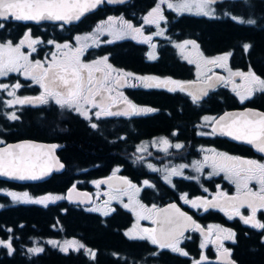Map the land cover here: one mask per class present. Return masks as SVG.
<instances>
[{"label": "flooded vegetation", "instance_id": "1", "mask_svg": "<svg viewBox=\"0 0 264 264\" xmlns=\"http://www.w3.org/2000/svg\"><path fill=\"white\" fill-rule=\"evenodd\" d=\"M132 1L133 0H129L125 3ZM138 2H140V0H136V3ZM170 2L177 3V0H170ZM157 3H159V0H151L150 4L145 6L144 9L140 12H135L134 10L128 11L123 4L114 5L115 8L112 14L104 16L103 19L97 22L86 21L88 23L84 25L82 28H79L80 26L71 28V25L62 26V24H54L48 22H43L39 24H32V23L24 24V23L12 21L11 19L0 20V24L3 25V27H0V30H2V33L4 34V40L2 41H4V43H6L7 41H12L13 45H15L19 43V41L24 37V33L30 30L32 39L38 38L40 42L34 45L35 51L29 49L27 44L21 47V51L24 52L26 55H28L31 61L35 62L36 60H40L45 63V66H47V63L52 60L53 52H56L57 55L60 56L62 52L67 51V49H63V51L60 52L59 49H57L56 45H63L65 43H69L72 45L73 48L78 47L79 44L75 39L76 36L83 37L88 33H92L93 30L101 21H106L110 16L117 18L113 22L112 27H114L118 32V34L121 35L119 18L122 17L124 20L130 21L134 27L141 28L142 26L141 33L128 32L127 36L124 38H119V39L114 38L106 41L97 40L95 44L91 39H89L85 41L88 44V47L84 49L83 55L80 56V60L84 63H91L93 60H97L101 57L107 56L108 57L107 63L110 64L113 69H118V70H123L124 72L133 73L134 77L156 76L161 79L172 78L173 80L181 81L167 73H164V71H169V68L166 66L162 69L158 67L156 71L151 72L142 68L138 70L130 69L125 65H123L120 60V55H119L120 51L118 49L119 47L118 43L122 41H126L129 42L130 44H134V45L139 44L145 47V51H144L145 61L148 62L156 61L159 57V48L161 46L160 44L168 40L170 41V40L183 39V38L175 37L172 34H169L168 27L172 24H174L176 27H179L177 21L179 17H181L182 15H197V16L199 15L196 13L195 9H193L192 12L185 11V12L177 13L175 10L169 9L166 3H162L160 7H161V12L164 16V20L159 22V26H157V24L156 25L145 24L143 17L147 15L148 12L153 7H155ZM211 8L214 11V14L212 13V15H210L209 17L225 16L226 19L241 25L242 28L245 29L244 32L245 39L244 41L242 40L241 42L242 46L244 44H248L252 46L250 34L253 31L264 32V0H219L215 4H213ZM232 16H236L244 21L254 20L255 23L254 24H248L246 22L240 23L237 20H233ZM12 28L15 29L20 28L22 30L10 38L8 36V30ZM57 30H59V33H57ZM160 30H164L166 35L162 37L156 36L155 38H153V42L155 41V46H156L155 54H154L155 59H149V55L146 53L147 46L145 42L142 39H139L138 37H142V34H146L147 36H149L152 32L157 33ZM50 40L53 41L54 43L49 44L48 41ZM110 43L118 44L116 46L117 61L115 59H111V57L107 53H105L103 49L102 50L99 49L103 45ZM244 52L246 53L245 49ZM225 53H231V55L228 57L226 62V66L228 67V70L230 69L232 72L239 71V72L247 73L251 68V70L257 76L264 79V68L261 70V72H256L253 69V67L249 64H247L244 67L234 66L232 64V57L234 54L233 51L228 50L225 51ZM239 59L240 58H238L237 60ZM241 59H243L246 62H249L251 60V56H249L248 54H244V57H242ZM207 66L209 67V70L207 71L206 77L202 78L201 80H206L211 74L217 72H219L224 78V81H222L220 85H218L217 87L211 89L208 92V94L212 91L223 89L225 90L229 99L232 102L220 105L223 107H221V111L219 112L204 113L200 116L197 115L198 105L200 101L198 103H193L194 104L193 110L187 109L188 111H190L189 113L190 123L188 124V130L184 128L182 123L176 122L170 127L166 126L161 130L150 132L148 133L149 135L147 137H144L142 139H138V140L133 139L134 140L133 143L130 145V148L127 147V149L128 148L129 149L126 152L116 151L111 154L116 158H123L125 159V161L124 162L118 161L117 163H114L112 166H109L110 169L108 175L113 174L114 170L118 169V171H115V174H118L121 178H126L132 184L136 185V187L140 189L138 193H136L134 189H128L126 192L117 191L116 190L117 188L124 187L121 183H113V184L111 183L109 185L102 183L99 186L89 184L90 180L99 181V179L102 178L101 177V178H93L87 180L85 182V185L81 189L88 191L91 202L97 199V201L100 202L101 206L103 207L104 213L107 212V215L98 211L86 209L85 205H81L68 200L67 201L82 206V208L85 211L97 213L102 218L108 217L117 209L127 211L129 213L130 220L122 230L124 237L129 241L144 242L150 248V250L153 249L154 252L167 251L173 254H177L178 256L177 264H193V260H199L202 253L204 256L207 257V259L201 261V264H227L225 262H222L221 259L217 258V249L219 244H222L223 248L229 250V257L235 262V264H240V258L244 257V254L246 253L245 251L259 250L264 246V229H256L251 227L250 225L244 224L243 221L240 219V216L238 215H231L230 218L229 214H226L224 211H221L219 208H209L207 210L203 208H199V209L193 208L190 204L185 203L184 200L181 199V196L183 194H187V198L189 200H192L196 197H203L208 200H211L214 196H216L218 191L224 192L228 196H235L237 194L235 183L227 179L226 174L224 172L217 171L214 173V169H213V172L211 173L209 178H204L203 175L196 170V167L193 166V161H200L201 157L204 158L205 156L213 155L211 151L205 152L206 149H210V150L215 149L216 152H223L231 156H238L243 159L257 160L261 163H264V153L255 151L252 147L242 143L241 141L230 140L224 137L223 135H220L219 133L211 134L212 133L211 126L213 121H211L209 127L208 125H206L205 128L204 127L202 128L200 123L203 116L209 115L211 117L216 118L220 113L229 110L254 108L264 112V102H262V100H264L263 98L264 92H255L250 98L241 102L240 98L236 95V92L233 91L234 85L237 86L243 85L244 82L241 79V77L240 76L230 77V73L228 75L224 74V72L218 66H213L211 64H208ZM175 68L176 65L174 64L172 69ZM113 75H115V73H113ZM134 77L129 78L128 82L125 83L122 87L118 88L116 91H114L112 95L116 96L117 92H122L123 95L128 98V100H130L132 103L136 104L137 106L150 107L155 109L156 111L142 115H135L131 117L109 116V117H102L100 119H97L95 116V111H98V109H90L89 110L90 120H87L72 109L61 108L53 100H50L47 104H39V105H33V104L8 105L6 102L8 100L14 99V97L8 95L7 90L10 88L12 89V91L15 92V95L19 97L38 96L42 91L40 86L38 84H35L30 77H25L21 72H10L7 76H2L0 79V84L4 83L5 85H9V88L6 90L0 89V141H2V143H9L21 139L40 140L38 139L40 136L39 135L40 132L36 134L35 131L41 130V126L43 127V125L32 124L31 125L32 131L25 132L22 130L21 124L24 122V119L26 118H29L31 119V121H34L35 119L46 120L49 117L50 118L54 117L55 119L61 121L66 120V122H69L71 121V119H73V117L76 116L81 119V124L85 127L84 132L88 134L96 132L97 135L102 139L101 134L104 135L106 127L109 128L111 127L113 133L119 135L121 123L126 122V119H128V122H130L133 126L136 127L137 124H142V122H145V121L140 122V120L143 119L142 117L149 116L151 118V116L154 117L160 115V107L150 104H143L142 102H139L143 100L144 97L143 94H145L146 91L155 89V87L144 88L139 85L136 87H132L130 85L138 84V82L134 79ZM229 80L231 82H227ZM16 83H19L21 85L19 89H14L11 87ZM241 88L243 87H240L239 89ZM158 89H165L168 92H178L179 94L188 93L186 91L181 92L179 90L169 91L168 88L166 87H159ZM208 94L200 100L205 99L208 96ZM187 95L189 96V99L192 100V97L189 94ZM255 100L256 102H254ZM116 105L118 104H114L112 109L115 108ZM180 108L181 111L179 112L182 113V109L184 108V106L181 104ZM13 112L16 114L18 119L11 120L8 118V115ZM163 112L169 115L167 110H164ZM90 122L96 123L98 125L97 129H93L90 126ZM162 137L166 138L169 141V146L167 147V151H163L162 149H160L159 146H156L155 143H153L154 141H157L158 138H162ZM189 137L192 138V143L190 139H188V141L185 140L186 138ZM201 137L210 138L212 139V141L210 143H203V144L198 143V138ZM46 142H52V141H46ZM177 143L182 145L180 149H177L172 146ZM138 145L143 146L145 148V151L137 152L136 149ZM121 150H125V149L122 148ZM138 156H142L144 159L137 160ZM147 163L153 165V167L157 170L153 171L151 168L148 167L149 164ZM182 164H185L187 166L189 165L188 167L184 168L183 171H189L191 173L190 168H193L194 171L192 172V174L195 176H192V178L175 177L171 184H166L163 180L160 179L159 177L160 173H162L166 168L178 167L179 165ZM138 167L142 168L140 170L141 172L153 174V176H155L157 179L159 178L160 182L165 185L155 184L151 179L149 180L145 178H137L136 175L140 172L137 169ZM97 169L99 168L97 167L96 164H89L85 167L80 168L79 170L81 172H87V171H96ZM126 172H129L134 177H132L130 174ZM176 179H180L186 182L191 180L193 184L192 185L187 184L186 187L184 188L181 187L180 190H176V185L174 183ZM143 180L150 181L151 186H141L140 182ZM218 185H219V189L217 188ZM249 187L253 191H257L259 189V185L256 183V181H250ZM4 188L9 190H15V189L22 190L15 187H10V188L4 187V184H0V190H2L0 191L1 197H4ZM169 189H171L172 191H170ZM205 189H207V191H205ZM174 190H176V194H173ZM127 195L129 197L130 196L135 198L137 197V201H139V204L144 205L145 208L148 209L152 208L153 205H155L156 208H159L160 206L164 205L167 202L175 201L185 212L190 214V216L194 219L196 224L200 225V227L204 231V234L202 235L200 231H197L194 228H190L184 233V237L181 239L179 246L188 253L187 256L180 255L179 253H174L170 249H160L158 245L151 244L147 239H130L129 236L125 235L126 230H129L131 228L133 232L136 233L145 228H149V229L154 228L155 224L153 223V219L156 218H155V213H151V214L143 213V215H151L152 218L151 219L141 218L140 219L141 221H134L135 218L132 215L131 210L129 209V207H125V205H131V200L128 198ZM120 196L123 197L122 201H119L116 198ZM174 197L176 198V200L171 199ZM10 201L16 203L11 198ZM105 202H107V204ZM3 208H4V199L0 200V209ZM239 211L241 215L244 216L250 215V210L246 206H242ZM257 219H259L261 222H264V210H258ZM134 225L136 226L135 228H133ZM210 225L212 226L218 225L222 229H230L232 232L235 233V236L233 239H223L222 237L224 234L220 233V236L218 237L216 228H213L211 234H209ZM66 238H73L75 240H78L75 237H66ZM0 239L10 241L11 243V239L8 236L4 239V236L0 235ZM47 240L57 241L58 239L47 238L44 240L45 243ZM214 240L217 241V243H213ZM205 241H206L205 247L201 248V243ZM79 242L84 247L77 249H82L84 251L90 250L81 241ZM42 246L43 243L41 245V241L39 239L33 238L30 239L29 244L25 246V248L28 251L29 248H33V247L42 248ZM55 248L61 251V249H59L58 247ZM68 250H74V249H68ZM222 250L223 249H221V251ZM4 251L6 254H9L8 249L5 246L0 245V259L4 258ZM62 252L67 253L68 251L67 252L62 251ZM91 252L93 253L92 250Z\"/></svg>", "mask_w": 264, "mask_h": 264}, {"label": "snow or ice", "instance_id": "2", "mask_svg": "<svg viewBox=\"0 0 264 264\" xmlns=\"http://www.w3.org/2000/svg\"><path fill=\"white\" fill-rule=\"evenodd\" d=\"M109 3L118 2V0H108ZM122 2V0H119ZM217 0H177V3H172L170 0H159V3L153 7L147 15L143 17L145 24H157L159 21L164 20V16L161 12L160 5L166 3L169 9L175 10L177 13L192 12L195 9L197 14H203L205 16L212 15L211 6L215 4ZM103 3V0H0V19H14L17 21H62L64 24L79 21L85 14L95 9L98 5ZM117 18L108 17L106 21H101L92 33H88L85 36H76L75 39L79 46L73 48L71 44L65 43L63 45H56L57 49H67L62 52L60 56L56 52L52 53V60L45 63L36 60L31 61L24 52L21 51V47L27 44L28 48L35 51L34 45L38 44L39 39H32L31 32L26 31L24 37L19 43L13 45L12 41L6 43H0V77L7 76L10 72H21L25 77H30L31 80L40 86L42 89L38 96L34 97H19L15 95L14 91L8 93L9 96L14 97L12 100H8V105L12 104H47L50 100H53L61 108L72 109L85 119L90 120L89 110L98 109L95 111L97 119L109 116H125L131 117L135 115H142L156 111L150 107H139L136 104L128 100L122 92H117L116 96L112 93L118 88L122 87L128 82L129 78H133V73L124 72L123 70L113 69L110 64L107 63L108 57H101L97 60H93L91 63H84L80 60V56L83 55L84 49L88 47L85 42L89 39L96 42V33H102L108 29L111 31L112 24ZM233 20H237L240 23L254 24V20H241L236 16H232ZM120 20V32L127 34L128 32L141 33V28L134 27L130 21L124 20L122 17ZM63 26V25H62ZM0 27H3L0 24ZM163 30L155 33V35H162ZM116 38L119 39L120 35L116 34ZM145 41H150L151 37H144ZM49 44L54 43L48 41ZM185 44H192L193 47L198 48L195 41H185ZM155 48V45H152ZM250 45L244 44L245 51L248 50ZM231 53H226L221 56L213 57L211 59L201 58L205 66L211 64L213 66L226 67V61ZM149 59H155L153 53H149ZM190 63L194 61L189 60ZM198 75L200 64L197 63ZM115 73V75H113ZM231 76H240L243 80V85L233 86V91L240 98L241 102L250 98L255 92H264V79L257 76L251 68L247 73L232 72L229 69ZM134 79L138 84H132L130 86H142L144 88H159L166 87L169 91H187L192 97L193 103H198L200 99L207 95V89L214 88L216 83L224 81L223 77H216L215 80L209 77L208 80L199 87L194 88V82H181L175 81L171 78L161 79L156 76H136ZM227 82H231L230 80ZM171 86V87H170ZM14 89H19L21 85L16 83L11 86ZM244 88V92L241 93L238 89ZM9 85L0 84V89H8ZM114 104H119V110L113 111ZM11 120L18 119L13 112L8 115ZM205 122L208 120L213 121L212 133H219L233 138L237 141L246 142L252 145L258 152L264 153V112L245 111L239 113H225L218 119L215 117L205 116L203 118ZM90 126L93 129H97L96 123H91ZM175 134V133H174ZM2 143V141H0ZM155 143V141L153 142ZM159 143L164 145L163 151H167L169 141L166 138H160ZM173 147L180 149L181 144L177 143L172 145ZM57 145H38L30 142H22L18 144H9L5 147H0V176H6L9 178L19 180H37L43 176L48 175L53 170V165L48 163H41L44 155H48L49 159H54L51 156L53 150ZM47 149L46 153L34 151L40 149ZM137 152L145 151L143 146H137ZM213 155L205 156L203 163L211 161V165L214 169V173L222 171L226 174V178L235 183L237 194L235 196H228L226 193L218 191L216 196L211 200L203 197H196L192 200L187 198V194H183L181 199L185 203L190 204L193 208H203L205 210L209 208H219L226 214L238 215L244 224L250 225L256 229H264V222L257 219L258 210H264V163L257 160L243 159L238 156H231L227 153L216 152L215 149L210 150ZM142 156H138L137 160H143ZM60 168L63 167L58 161L55 162ZM193 166L199 171L202 167V162L193 161ZM149 168L156 171L153 165L149 164ZM188 167L187 165H181L179 167L166 168L167 175L164 179L170 182V177L173 175L179 176L182 173L179 168ZM115 171L113 177H115ZM113 177H109L107 180L95 181L98 186L102 183H109ZM250 181H256L259 185L257 191H253L249 187ZM121 183L124 187H119L116 190L120 192H126L128 189H134L136 193L140 191L136 185L132 184L126 178H121ZM149 182L144 181L147 185ZM111 186V185H110ZM75 186H73L74 188ZM219 189V185L217 186ZM73 189H69L71 192ZM2 191V190H0ZM207 191V189H205ZM7 195L11 196L13 201H25L38 204H47L50 201L61 199L62 197L53 196L51 194L41 196L33 199L27 192L16 193L8 192ZM133 199L132 196L129 197ZM107 204V202H105ZM140 213H137L138 219H151V215H143V213H155L156 219H153V223L157 225L155 228H145L139 232L134 233L132 229L125 233L130 239H147L151 244L158 245L160 249H170L174 253L187 256L188 253L184 251L179 245L181 239L184 237V230L187 228H194L204 234L200 225L192 219L186 212L180 210L176 204H170L167 208L158 209L155 205L152 208H145L144 205L139 204ZM246 206L250 210V215L244 216L240 214V208ZM129 207V205H125ZM98 210V209H96ZM135 212L136 209H133ZM107 215V212L104 213ZM136 226L134 225L133 228ZM213 228L217 229V236L223 233V239H233L235 233L230 229H222L220 226H209V234ZM54 247L59 246L61 251H68V246H75V248H83L82 244L78 241L65 242V245H58L55 241H48ZM205 242L201 243V248L205 247ZM217 243V241H213ZM0 245L5 246L8 249L9 255L12 254L14 249L10 241L0 239ZM67 245V246H66ZM74 248V250H75ZM221 249H223L221 251ZM43 248L33 247L29 248L28 252L32 254L40 253ZM90 255L94 256L91 250H88ZM155 255V253H153ZM229 255V250L223 248L222 244L218 245L217 258L226 260ZM207 257L200 256L199 260H193V264H201V261L206 260ZM227 264H233L228 260Z\"/></svg>", "mask_w": 264, "mask_h": 264}, {"label": "trees", "instance_id": "3", "mask_svg": "<svg viewBox=\"0 0 264 264\" xmlns=\"http://www.w3.org/2000/svg\"><path fill=\"white\" fill-rule=\"evenodd\" d=\"M150 1L140 0V2L136 3V0H133L123 5L128 11L140 12L145 6L150 4ZM114 8L115 6L104 5L96 11L85 15L77 24L71 25V28L79 26V28H82L90 21L97 22L103 19L104 16L112 14ZM177 23L179 27L174 24L170 25L168 33L175 37L196 40L205 55L232 50L234 53L232 64L234 66L244 67L249 64L256 72H261L264 68V32L253 31L250 34L252 46L245 53L241 45L242 40L244 41L245 39V29L241 25L226 19L225 16L182 15ZM21 30L20 28L9 29L8 36L11 38ZM57 33H59V30H57ZM0 40H4L2 30H0ZM118 44L121 63L130 69L138 70L142 68L154 72L158 67L162 69L166 66L169 71H164V73L181 81L194 78L192 66L176 56L174 48L168 41L160 44L159 57L152 62L144 60V46L130 44L126 41ZM118 44H105L99 49H103L111 59L116 60V46ZM244 54L251 56L249 62L241 59ZM238 58L240 59L237 60ZM174 64L176 68L172 69ZM143 95V100L139 102L160 107V115L151 116V118L149 116L142 117L143 119L140 122H145L137 124L136 127L126 119V122L121 123L119 135L113 133L111 127H106L104 135L101 134L102 139L96 132L91 134L84 132L85 127L81 124V119L76 116L69 122H66V120L61 121L54 117H49L46 120L35 119L34 121L29 118L24 119L21 124L23 131L31 132L32 124H41L43 125L41 130L35 131L36 134L40 132L38 139L56 142L61 145L56 153L62 162V170L52 173L46 180L37 183L16 184L0 180V184H4V187L9 188L26 189L32 194L46 192L65 194L66 189L71 185L81 189L87 180L108 175L109 166L118 161H125V159L116 158L111 154L116 151H128L134 141L133 139H142L147 137L148 133L161 130L166 126L170 127L176 122L182 123L184 128L188 130L190 111L187 109L193 110L194 104L186 93L179 94L178 92H168L165 89L155 88L146 91ZM230 102L232 101L225 90L212 91L205 99L200 100L197 115L219 112L221 107H223L220 105ZM181 104L184 106L182 113L179 112L181 111ZM164 110H167L169 115L165 114ZM191 137L185 140L188 141L190 139L192 143ZM211 141L212 139L210 138H198V143L202 144L210 143ZM127 147L129 148L127 149ZM122 148L125 150H121ZM89 164H96L99 169L87 172L79 170ZM137 169L140 171L142 168L138 167ZM126 173L130 174L129 172ZM130 175L134 177L132 174ZM136 177L151 179L155 184L165 185L153 174L140 171ZM174 183L176 190L181 189V184H193L191 180L186 182L180 179H176ZM169 190L172 191L171 189ZM176 190H174L173 194H176ZM64 198L48 202L45 205L38 203H13L7 195L4 194V197L0 196V200L4 199V208L0 209V235H3L4 239L7 236L10 237L11 245L14 249L11 255L6 254L4 251V258L0 259V264L178 263L177 254L167 251L154 252L144 242L129 241L124 237L122 230L130 220L127 211L117 209L108 217L102 218L99 214L85 211L82 206L68 202ZM171 199L176 200L175 197ZM66 237L77 238L88 249L93 251L94 256L82 249L68 250L67 253H64L44 241L47 238L60 239ZM33 238H37L43 243L42 252L32 254L25 248L29 244L30 239ZM245 252L244 257L240 258V264H264V246L259 250Z\"/></svg>", "mask_w": 264, "mask_h": 264}, {"label": "rangeland", "instance_id": "4", "mask_svg": "<svg viewBox=\"0 0 264 264\" xmlns=\"http://www.w3.org/2000/svg\"><path fill=\"white\" fill-rule=\"evenodd\" d=\"M100 8V7H99ZM214 14V11L212 12ZM199 15H203V14H199ZM210 16V15H208ZM162 21V20H161ZM160 22V21H159ZM153 25H156V24H153ZM161 31V30H160ZM116 34H118V32L116 31V29L114 27H112L111 31L106 29L104 30L102 33H96V41L99 40H110V39H114L116 38ZM165 31L163 30V34L162 35H155V32H152L149 36L151 37V40L150 41H145L144 40V37H148L146 34H142V37H138L139 39H142L145 44H146V53L149 55V53H153L155 54V49H156V46L155 48L152 47V45H155V41L153 42V38H155L156 36H159V37H162V36H165ZM121 37L120 38H124L127 36V34L125 33H121L120 35ZM167 40V39H166ZM172 41V42H171ZM185 41H195L194 39H191V38H183V39H179V40H168V43H170L173 48H174V51H175V54L176 56H178L182 61H185L187 62L188 64H190L192 66V69H193V79H190V80H201L202 78H205L206 77V74H207V71L209 70V67L208 66H205L204 62H203V59L201 58V54L203 56V58H207V59H211L213 57H217V56H221V55H224L226 54L225 52H221V53H217V54H213V55H205L201 49L199 48V45L198 43L195 41V44L198 46V48L196 47H193L192 44H185ZM0 43H4V41L0 40ZM148 43V44H147ZM59 51H63V49H59ZM189 60H192L194 61L193 63H190ZM227 62V61H226ZM197 63L200 64V69H199V75H198V69H197ZM219 67V66H218ZM221 68V70L224 72V74L228 75L229 74V70H228V67H219ZM1 79V77H0ZM172 79V78H171ZM173 80V79H172ZM175 81H178V80H175ZM185 81H188V80H185ZM185 81H182V82H185ZM4 84V83H3ZM12 89H8L7 92H11ZM239 91L241 93L244 92V88H241L239 89ZM188 94V93H187ZM208 117H211L209 115H207ZM205 116H203L204 118ZM203 118L201 119V127L205 128L206 125H209L211 124V121L212 120H208L207 122H205L203 120ZM159 140L160 138H158L157 141H155V145L156 146H159L160 149H163L164 145L160 144L159 143ZM210 151V149H206L205 152H208ZM204 152V151H203ZM58 155V154H57ZM59 157V156H58ZM204 161V158L201 157L200 159V162H202V167L200 168L199 172L200 174L203 175L204 178H209V176L211 175V173L213 172V167L211 165V162L209 161L208 163H203ZM149 164V163H147ZM182 165H185V164H182ZM181 166V165H179ZM178 166V167H179ZM189 166V165H188ZM184 168L186 167H183V168H179V171L182 173L181 175L179 176H176V175H173L170 177V182L166 181L164 179V177L167 175V172L164 170L162 173H160V179L163 180L166 184H171L173 182V179L175 177H178V178H192V176H195L192 174V172L194 171L193 168H190L191 169V173L189 171H183ZM199 174V175H200ZM202 177V176H201ZM144 181H148V180H143L141 181V186H151L150 184V181H148L149 183L147 185L144 184ZM95 181L94 180H90L89 181V184L91 185H97L96 183H94ZM182 188L186 187V184H181L180 185ZM8 192H16V193H25L27 192L29 194L30 197H32L33 199L37 198V197H41V196H46V195H53V196H59V197H62L64 198V194H57V193H49V192H46V193H42V194H32L30 193L28 190L26 189H22V190H9V189H5L4 188V194L7 195ZM128 196V195H127ZM7 197L10 199H12L11 196L7 195ZM61 198V199H62ZM119 201H122L123 197L120 196V197H116ZM129 198V196H128ZM13 200V199H12ZM60 200V199H58ZM56 201V200H55ZM137 201V197H133V199L131 200V205H129V209L131 210V213L132 215L134 216V221H141L140 219L137 218V213H140V209H139V205L136 203ZM14 202H19V203H25V204H28V203H33V202H25V201H14ZM51 202V201H50ZM85 205V208L86 209H90V210H94V211H98V212H101V213H104V209L103 207L101 206L100 202L97 201V199L95 201H90L89 203L87 204H83ZM98 209V210H96ZM133 209H136V211L134 212ZM131 229V228H130ZM129 229V230H130ZM129 230H126V232H128ZM48 241H54V240H47L46 241V244H49V245H52L50 243H48ZM71 241H78V240H75L73 238H60L58 239L57 242L58 245H65V242H71ZM79 242V241H78ZM80 244V242H79ZM42 245V243H41ZM53 246V245H52ZM67 246V245H66ZM55 247H58L60 249L59 246H55ZM75 246H68V249H74ZM77 249V248H75ZM87 253H89V251L85 250Z\"/></svg>", "mask_w": 264, "mask_h": 264}, {"label": "water", "instance_id": "5", "mask_svg": "<svg viewBox=\"0 0 264 264\" xmlns=\"http://www.w3.org/2000/svg\"><path fill=\"white\" fill-rule=\"evenodd\" d=\"M127 1H129V0H122V2H119V0H118V2L109 3L108 0H103V3H101L100 5H98L95 9L91 10L87 14L96 11L99 7H102L103 5L114 6V5L123 4V3L127 2ZM217 1H219V0H217ZM87 14H85V15H87ZM0 20H5V19H0ZM11 20L12 21H16V22H20V23H24V24H29V23L39 24V23H43V22H48V23H54V24H62L64 26H69V25H72V24H76V23H78L80 21L79 20V21H74V22H70V23L64 24L62 21H51V20H44V21H40V22H36V21H17V20H14V19H11ZM209 77H212V79L215 80L216 77H222V75L219 72H217V73L211 74ZM208 78L206 80H188V81H185V82H194L193 87L196 88V87L202 86L208 80ZM220 83L221 82L216 83L215 87H217L218 85H220ZM211 89H213V88L207 89V94H208V92ZM205 96H203L202 98H204ZM112 110L113 111H118L119 110V104L116 105V107L113 108ZM248 110L255 111V112H262L260 110L254 109V108H244V109L224 111V112L220 113L216 118L218 119L219 117L223 116L225 113H239V112H245V111H248ZM212 126H213V123H212ZM212 126H211V129H212ZM223 136L226 137V138H228V139H230V140L236 141V140H234L233 138H231L229 136H225V135H223ZM22 142H30V143H33V144L45 145V146H47V145H57V147L51 153V156L54 157V159H49V156L48 155H44V157H43V159L41 161V163L52 164L53 165V170L48 175L43 176V177H41L40 179H37V180H29V179L19 180V179L9 178V177H6V176H0V180H2V181H9V182L18 183V184L37 183V182H41V181L46 180L52 173L60 172L62 170V168H60L55 163L56 161H58L59 164H62V162L60 161V159H59V157H58V155L56 153L57 150L60 149L61 145L58 144V143H56V142H46V141H40V140H34V139H21V140L14 141V142L2 143V144H0V147H5L6 145H9V144H18V143H22ZM241 142L244 143V144H246V145H249L246 142H243V141H241ZM249 146L252 147L255 151H257L252 145H249ZM34 151H39V152L46 153L47 152V149L45 148V149L34 150ZM109 177H113V174L108 175V176H105V177H102L101 179H99V181L107 180ZM111 183L112 184L113 183H121V177L118 174H115V177H113L109 183H104V184L109 185ZM73 186L74 185H71L70 187H68L66 189L65 194H64L65 200H68V201H71V202H75V203H78V204H81V205L87 204V203H89L91 201L90 195H89L88 191L83 190V189H79L76 186L73 188ZM69 189H73V190L71 192H69ZM170 204H176L177 207H179L181 211L185 212L175 201L167 202L164 205L160 206L158 209L167 208L168 205H170ZM187 214L190 215L189 213H187ZM155 218H156V214H155ZM155 227H157L156 224H155L154 228ZM189 229L190 228L185 229L184 230V233L187 230H189ZM228 260L232 261L233 264H235V262L229 257V255H228L227 259L226 260H222V262L227 263Z\"/></svg>", "mask_w": 264, "mask_h": 264}]
</instances>
